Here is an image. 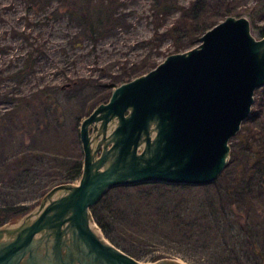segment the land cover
Returning a JSON list of instances; mask_svg holds the SVG:
<instances>
[{"label": "rangeland", "instance_id": "1", "mask_svg": "<svg viewBox=\"0 0 264 264\" xmlns=\"http://www.w3.org/2000/svg\"><path fill=\"white\" fill-rule=\"evenodd\" d=\"M121 1L125 3L122 23L93 42L82 36L77 23L55 1L35 10L27 0H0V209L15 203L29 211L48 189L64 183L66 162L82 152L79 127L83 118L106 102L112 85H119L133 69L135 73L146 71L143 64L147 60L158 64L173 51L174 40L169 36L150 41L157 25L152 0ZM177 1L187 5L191 0ZM254 3L232 0L231 12L252 14L255 26L251 25V31L259 37L264 34V13L253 15ZM213 14L209 12L204 19H212ZM177 16L174 10L161 18L158 25L163 26L158 29L165 31ZM29 52L31 65L26 66ZM22 68L25 71H18ZM254 97L249 115L229 139L228 163L216 178L220 187L230 184L238 163H246L250 152L264 145V85L256 88ZM15 107L25 111L15 113ZM29 152L21 167L9 165L11 159ZM150 192L131 190L113 200L117 218L108 236L110 242L141 262L168 257L185 264H241L254 258L247 245L251 232L264 251V185L256 186L249 198L232 201L238 225L250 227L241 240L245 249L236 259L220 252L224 239L213 222L208 233L192 223L193 236H180L176 229L184 224L156 215L151 210L156 196H147ZM204 192L202 188H187L155 193L187 198L195 205L206 198ZM20 217L0 212V221L7 220L3 224ZM259 259L264 264V256Z\"/></svg>", "mask_w": 264, "mask_h": 264}, {"label": "water", "instance_id": "2", "mask_svg": "<svg viewBox=\"0 0 264 264\" xmlns=\"http://www.w3.org/2000/svg\"><path fill=\"white\" fill-rule=\"evenodd\" d=\"M190 49L115 86L80 123L81 174L53 185L14 223L0 225V264L144 263L110 242L91 207L109 189L144 183L200 186L227 166L230 137L264 85V34L228 14Z\"/></svg>", "mask_w": 264, "mask_h": 264}, {"label": "trees", "instance_id": "3", "mask_svg": "<svg viewBox=\"0 0 264 264\" xmlns=\"http://www.w3.org/2000/svg\"><path fill=\"white\" fill-rule=\"evenodd\" d=\"M53 1L57 3L58 8H63L71 20L77 23L80 33L83 37L99 41L107 30H115L121 24L122 17L125 12L121 8L125 3L121 0H27L35 10H41L50 5ZM232 0H191L187 5H181L177 0H152L151 10L157 25L150 41L161 39L164 36H169L174 40L173 51L182 52L192 46L199 37L210 27L215 25L217 21L228 14H236L233 11ZM178 12L177 18L170 24L165 31H160L158 27L163 26L158 22L161 18H165L171 12ZM253 15L258 12L264 13V0H255L253 4ZM214 13L213 18L206 20L208 13ZM242 14V13H241ZM251 25L255 26L252 14H247ZM165 26V25H164ZM166 27V26H165ZM164 27V28H165ZM262 32V30H261ZM32 57V52L28 53L26 58V66L31 65L28 59ZM143 65L148 67V70L139 73L129 72L125 79L120 83L128 81L136 76L146 73L154 68L157 64L155 60L149 59ZM142 65V66H143ZM140 66V67H142ZM135 68V67H134ZM145 68V69H146ZM18 71H25V68ZM116 86V84L112 85ZM112 90V89H111ZM50 103V102H49ZM15 113L25 111L22 108L15 107ZM253 145H250L252 149ZM231 151V148H230ZM231 153V152H230ZM31 152L21 154L9 161L10 166L19 168L23 165L24 160L29 157ZM39 154V153H38ZM40 155V154H39ZM33 156H38L33 154ZM65 174L62 176L61 182H74L79 178L82 168V152H79L73 159L66 162ZM256 181V182H255ZM219 178L213 183L201 186L192 185H170L165 183H144L134 186H117L106 191L100 200L91 207V213L97 226L108 239L112 231V225L116 221L117 214L113 200L124 193L136 190L141 193H147V196H156L152 198L151 210H154L156 215H161L164 218L176 219L184 225L178 226L176 232L183 237L193 236L195 232L192 230V223L202 227L203 233L209 232V224L213 222L217 230L222 231L224 244L220 246V252L225 254L229 259H236L237 253L244 251V243L241 241L249 232V226H239L234 219L233 210L237 209L232 205L238 199L249 198L253 189L256 186L263 187L264 185V145L253 149L247 156L246 163L236 165L234 169L233 179L230 184L220 187ZM196 189L202 188L205 190L206 198L198 200L196 204L190 203L187 198L170 197L166 194L155 193L158 191H174L181 189ZM228 200V204H221L222 201ZM225 205V206H223ZM2 214L12 213L17 216H22L28 212L25 205L8 204L0 209ZM7 220L2 219L0 225ZM211 225V224H210ZM182 226H188L183 228ZM211 227V226H210ZM202 233V234H203ZM252 249L253 259L245 261L241 264H261L259 257L264 256V251L259 247V243L255 240L256 236L251 233L247 235Z\"/></svg>", "mask_w": 264, "mask_h": 264}, {"label": "bare ground", "instance_id": "4", "mask_svg": "<svg viewBox=\"0 0 264 264\" xmlns=\"http://www.w3.org/2000/svg\"><path fill=\"white\" fill-rule=\"evenodd\" d=\"M179 260V259H178ZM179 261H181V260H179ZM182 262V261H181Z\"/></svg>", "mask_w": 264, "mask_h": 264}]
</instances>
